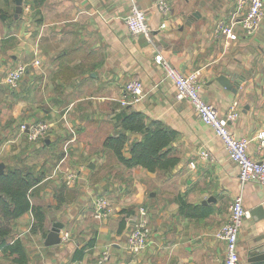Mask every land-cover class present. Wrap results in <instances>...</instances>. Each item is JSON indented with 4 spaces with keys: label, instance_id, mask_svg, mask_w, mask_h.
Listing matches in <instances>:
<instances>
[{
    "label": "crops",
    "instance_id": "obj_1",
    "mask_svg": "<svg viewBox=\"0 0 264 264\" xmlns=\"http://www.w3.org/2000/svg\"><path fill=\"white\" fill-rule=\"evenodd\" d=\"M135 5L146 14L150 40L126 29L130 0H43L37 7L23 0L19 15L14 0H0L8 17H0V163L44 172L33 204L44 212L46 234L31 231L35 220L29 212L13 223L10 241L21 242L26 264H99L104 250L109 257L103 264H223L225 246L215 234L242 195L249 217L238 236L240 262L264 264V189L251 183L240 189L237 166L221 142L187 101L176 100L174 85L153 62L160 54L182 74L199 72L200 95L220 116L236 103L230 129L249 141L252 158L264 162L255 138L264 130V7L255 36L235 26L237 39L229 41L217 30L238 19L236 0H135ZM34 60L40 65L28 68L17 89L1 83L9 71ZM132 79L145 94L134 108L178 133L180 162L164 180L142 168L126 169L103 148L105 138L115 134L111 119L121 90ZM39 121L49 127L45 139L29 143L23 136L10 143L19 124ZM69 130L75 140L64 167L80 176L72 187L51 177L62 146L72 138ZM201 152L208 153L207 160L199 158ZM100 197L108 201L109 213L96 220L91 205ZM140 206L148 212L151 234L148 245L132 254L128 237ZM55 226L60 242L47 246ZM15 259L0 251V264H18Z\"/></svg>",
    "mask_w": 264,
    "mask_h": 264
},
{
    "label": "built area",
    "instance_id": "obj_2",
    "mask_svg": "<svg viewBox=\"0 0 264 264\" xmlns=\"http://www.w3.org/2000/svg\"><path fill=\"white\" fill-rule=\"evenodd\" d=\"M130 13L124 18L123 22L131 36H144L148 40L151 39V31L147 24L146 14L139 10L135 5V0H130ZM264 0H236V10L239 12L238 19L217 30L218 35H223L229 41L237 39L234 33V27L239 26L244 34L248 37L255 36L263 18ZM159 8L165 11V4L160 1ZM162 28V27H161ZM153 62L161 67L164 78L171 82L175 87V98L177 101H187L196 116V118L208 126L215 137L221 142L227 157L236 164L238 170V181L240 189L251 183L264 189V162L257 161L248 154L249 141L246 139H237L229 124L237 118L236 103H234L227 111L225 116H220L218 111L212 105L206 103L200 95V87L198 84L199 72L190 74H182L178 70L172 68L162 58L160 54L153 57ZM40 65L39 60H34L29 64L15 67L9 71L3 78L1 83L15 90L18 88L22 77L26 74L29 67H37ZM145 97L142 83L137 79L129 80L123 86L118 104L121 107L136 106ZM49 131V127L45 122L21 123L18 126V138L26 136V141L35 143L44 138ZM72 138L65 142L62 149V158L56 165L51 177H59L66 187H72L80 179L77 170H67L64 167L69 155V147L74 142V132L69 130ZM259 142L260 149L264 150V130L255 136ZM199 158L207 160L209 155L207 152H201ZM190 167L195 169V163L190 162ZM61 166V168H60ZM93 218L103 220L108 217L109 204L103 198H97L91 205ZM249 217L248 211L243 206L242 195L237 196L229 206V214L226 223L215 234L225 246V258L223 264H241L238 253V236L242 228L243 222ZM150 228L148 224V212L146 208L140 206L135 211L133 217L131 232L128 237V247L132 254H137L144 249L149 242ZM68 239V234L62 235V240ZM109 257L108 251L104 250L98 263L107 262Z\"/></svg>",
    "mask_w": 264,
    "mask_h": 264
},
{
    "label": "trees",
    "instance_id": "obj_3",
    "mask_svg": "<svg viewBox=\"0 0 264 264\" xmlns=\"http://www.w3.org/2000/svg\"><path fill=\"white\" fill-rule=\"evenodd\" d=\"M25 1L34 7L43 2ZM4 15L0 10V17L7 19ZM134 107H121L118 104V111L111 119L115 134L105 138L103 148L126 169L142 168L148 174L157 175L164 180L172 175L180 162L178 151L174 147L179 138L178 133L161 121L148 119ZM23 136L26 140V136ZM61 158L62 153L58 162ZM43 179V171L34 172L30 167L18 163L5 167L4 173L0 175V251L8 252L9 256L15 255L18 264H26L27 256L19 240L10 241L13 223L30 212L35 220L31 231L46 234L43 230L44 212L33 204V198L40 190ZM180 206L186 209L191 207L186 203ZM200 212L206 215L204 211Z\"/></svg>",
    "mask_w": 264,
    "mask_h": 264
},
{
    "label": "water",
    "instance_id": "obj_4",
    "mask_svg": "<svg viewBox=\"0 0 264 264\" xmlns=\"http://www.w3.org/2000/svg\"><path fill=\"white\" fill-rule=\"evenodd\" d=\"M14 2H15V6H16L15 7V14L19 15L22 12L23 0H14ZM4 170H5V165L3 163H0V175L4 173ZM59 232H60V229L57 226H55L53 232L46 237L45 241H46L47 246H53V245L59 244V242H60Z\"/></svg>",
    "mask_w": 264,
    "mask_h": 264
},
{
    "label": "rangeland",
    "instance_id": "obj_5",
    "mask_svg": "<svg viewBox=\"0 0 264 264\" xmlns=\"http://www.w3.org/2000/svg\"><path fill=\"white\" fill-rule=\"evenodd\" d=\"M63 119H65V117H63ZM17 131H18V129H17ZM49 135V131H48V133L46 134V136H44V138L43 139H45L47 136ZM18 136V132H17V134L15 135V137L13 138V139H11V141H10V143H15L16 144V142H17V140H19L20 138H22L23 139V137H20V138H18L17 137ZM42 139V140H43ZM13 141V142H12ZM38 142V141H37ZM37 142H35V143H37ZM62 148H63V146H62ZM60 168H61V166H60ZM55 169V168H54ZM54 169H53V171H54ZM52 171V170H51ZM50 171V172H51Z\"/></svg>",
    "mask_w": 264,
    "mask_h": 264
}]
</instances>
